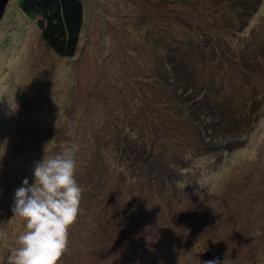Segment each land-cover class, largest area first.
<instances>
[{
  "label": "rangeland",
  "instance_id": "374dc122",
  "mask_svg": "<svg viewBox=\"0 0 264 264\" xmlns=\"http://www.w3.org/2000/svg\"><path fill=\"white\" fill-rule=\"evenodd\" d=\"M82 1L85 19L80 49L71 57L55 55L41 41L34 23L15 0H10L0 23V109H4L0 114V191L6 195L0 192V264H7L19 246L18 235L25 230L23 220L11 211L15 190L25 178L30 185L34 182V165L44 155L51 158L73 143L79 145L75 179L83 191L78 218L69 228L68 247L58 264H111L115 259L116 264H204L198 255L206 250L213 258H222V264L226 258L227 264H264V109L254 112L251 123L240 128L224 127L225 123L212 127L195 120L184 139L192 136L201 145L213 144L215 152L204 151L195 158L181 189L172 185L154 190V182L145 174L143 194L137 172L119 160L110 146L114 138H109L107 148L99 149L96 139L104 143L109 131L123 124L112 125L115 114L132 113L126 108L134 104L130 84L138 85L137 97V89L145 88L157 106L147 122L138 109L134 111L127 135L143 136L148 128L145 123L154 127L155 116L162 121L160 112L167 108L142 78L159 81L156 73L160 72L165 90L175 95V87L164 78L165 71L173 72L166 69L165 59L158 60L157 48L179 42L182 46H176L182 52L188 38L179 31L166 39L161 36L156 13L164 8L161 4L151 10L148 6L154 0ZM155 1L169 2L170 11L187 16L190 0ZM198 3L200 12L191 17L194 34L199 43H205V51H211L195 62L207 77L212 72L211 89L205 93L217 94L227 103L235 97L242 100L253 87L263 91L264 0L241 29L229 19L226 0ZM151 12L154 17L149 16ZM221 47H226L231 59L217 64L215 58L223 56ZM220 117L211 120L208 116L206 121L213 124ZM48 123L52 128L47 133L32 135L33 128ZM174 136L179 141L180 134ZM236 144L234 150L218 153ZM174 153L184 155L183 151ZM100 154L111 155L107 163L100 160ZM144 169L141 163L142 174ZM239 222L248 225L247 235L232 226ZM97 225L114 231L111 243L110 236L99 242ZM102 242L105 245L99 246ZM137 242L147 248L133 251ZM184 246L187 252L182 256L179 250ZM149 248L152 252L145 251Z\"/></svg>",
  "mask_w": 264,
  "mask_h": 264
},
{
  "label": "trees",
  "instance_id": "16d2710c",
  "mask_svg": "<svg viewBox=\"0 0 264 264\" xmlns=\"http://www.w3.org/2000/svg\"><path fill=\"white\" fill-rule=\"evenodd\" d=\"M262 1L263 0H226L225 7L229 11H227L229 19H233L234 24L240 29L243 28L250 17L257 12ZM15 2L17 8L34 23L36 32L41 41L46 44L55 55L60 57H71L77 53L80 49V36L85 19V9L82 0H15ZM168 3L169 2H157L154 0L152 3L153 6L149 5L148 7L154 10L157 6L163 5L164 10L156 13V18L161 20H157L156 22L163 38L166 39L173 33L176 34L177 31L183 32V37L188 38L185 43V49L182 52L177 47L180 45L182 46V43L179 42L174 43L169 41L167 46H163V49L160 45L157 48L158 60L161 61L165 59L167 61L165 64L166 69L173 72V75H169L167 71H165L164 78L169 80L172 86L175 87L176 93L180 90L179 94L175 93V95H171L165 90L166 86L160 82V72L156 73V77L159 81L151 77L143 76L142 82L144 86H150L153 91L155 88L154 94H156L158 98H161L159 102L167 108L160 112L163 115L162 121L158 116H152L154 118V122L152 123L154 127L149 123H145V126H148V128L143 130L146 132L143 136L140 137L135 132L129 136L127 135L129 134L128 130L131 129L130 121L134 111L136 112L138 109L141 116L144 117V121L147 122L148 119L152 120L150 116L153 111V106H157V101L154 100L151 93L144 87L142 90L137 89L140 95L137 97L135 89L138 85L130 84L129 89L134 91L135 95L131 99L134 101V104L131 108L128 105L126 108L129 111L131 110L132 113L127 115L126 113L119 112L118 117L115 114L111 120L112 125L119 124V121L123 124L112 128L107 134V139H105L104 143L98 138L96 139V145L99 149L102 148V146L107 148L109 138H114V142L110 146L116 150L119 160L127 162L128 166L130 165L134 172H137L135 176L137 179L136 182H139V191L143 194L146 193L143 191L147 190L145 174L154 182V190L172 185L181 188L180 186L183 185V180L186 179L185 176L187 175V171L195 166V158L205 153L204 151H214L215 148L213 144L204 142L205 145H201L196 137L192 138L191 136L187 140L184 139V135L187 136L186 131H189L190 128L193 129L191 123H194L195 120H200V124H207L212 127L213 125L217 127V125L225 123L224 127L236 126L240 128L251 123L254 112L258 114L264 109V90L259 92L258 89H256L255 91V87H253L242 100L237 101L235 97L227 103H223L217 94H206L208 90L211 89L208 79H212V72H209L207 77L206 73H202L203 70L200 71L196 69L195 62L199 56H204L211 51H205V43L203 42L201 44L197 40L194 34L196 32L194 30L195 20H191L192 16L194 17L197 12H200L201 7L198 0H190V2H187L188 11H186V16L170 11ZM149 16L154 17V14L151 12ZM210 36L213 43L215 38L213 35ZM215 51L216 54L220 53L216 47ZM220 51L223 56H220L219 59L215 58L217 64L231 59V54L228 53L226 47H221ZM200 92L204 93L201 94ZM159 93H162V95H158ZM198 96L201 97L197 98ZM148 99L150 101H148ZM198 100H203V103ZM170 105H172V107H170ZM206 111H208L209 114L202 115L206 114ZM0 114H4V109H0ZM218 115H221L220 118L222 122L219 119L213 124L212 122L209 123L206 121L208 116L211 119ZM121 116H126L127 118H121ZM129 116L132 117L130 118ZM234 117L238 120V124L234 122ZM50 128H52V126L49 123L38 125L32 129V135L36 138L40 132L46 131L45 133H47V129ZM125 128L126 130H123ZM251 128L252 126L247 129V132H249ZM105 132H107V129H105ZM9 133H11V130H9ZM175 134H180L179 141L175 140ZM159 139H161V141ZM156 140H159V143L156 144ZM240 141L243 142V140ZM238 144H236L235 147L223 149L218 153L222 154L234 150ZM175 145H180L181 147L177 148ZM175 151H183L184 155L174 153ZM100 155V160L105 163L108 162V158L111 156L110 154ZM120 162L121 161H119V163ZM101 163L104 164L103 162ZM141 163L145 164L143 174L141 171ZM0 176H2V172ZM131 176L134 177V175ZM131 183L136 184L135 181ZM0 192L4 194L3 190ZM208 195L209 194L204 195L203 198H206ZM4 196L6 195L4 194ZM151 197L152 201L154 194H151ZM8 212L11 213V211ZM187 226H190V223H187ZM232 226H239L242 232H245L248 227V225L243 222H239L236 226ZM98 229H101L98 233L100 235L96 234L99 242H101L102 238L110 236L111 243L114 231L113 233L111 230L107 232L105 231V226L98 228L97 225L96 232H98ZM248 231L249 230L246 231V235ZM189 232V234L193 233L192 231ZM148 243L150 244L153 242L150 240ZM102 245H105V243L102 242L99 246ZM112 247L114 248V246ZM136 248L143 250L147 248V246L145 244L139 246V242H137L133 251ZM150 248L145 251L152 252ZM182 249L183 248H181V250ZM116 262L118 261L115 259L111 264H116Z\"/></svg>",
  "mask_w": 264,
  "mask_h": 264
},
{
  "label": "clouds",
  "instance_id": "9594fccd",
  "mask_svg": "<svg viewBox=\"0 0 264 264\" xmlns=\"http://www.w3.org/2000/svg\"><path fill=\"white\" fill-rule=\"evenodd\" d=\"M78 151L79 145L73 143L51 158L44 155L34 165V182L30 185L25 178L15 190L11 211L13 217L23 220L25 230L18 235L19 246L8 256L7 264H58L67 250L69 228L78 218L83 191L75 179ZM179 252L186 254V246ZM203 252L198 255L200 260H204L200 257ZM204 264L222 262L213 259Z\"/></svg>",
  "mask_w": 264,
  "mask_h": 264
},
{
  "label": "water",
  "instance_id": "95a60500",
  "mask_svg": "<svg viewBox=\"0 0 264 264\" xmlns=\"http://www.w3.org/2000/svg\"><path fill=\"white\" fill-rule=\"evenodd\" d=\"M9 2H10V0H0V23H1L2 19H3L4 13H5L8 5H9ZM200 257L202 259H204L205 261H210V260H213V259L222 260V258H219V257L213 258L211 256L209 250H206L205 252L201 253Z\"/></svg>",
  "mask_w": 264,
  "mask_h": 264
}]
</instances>
